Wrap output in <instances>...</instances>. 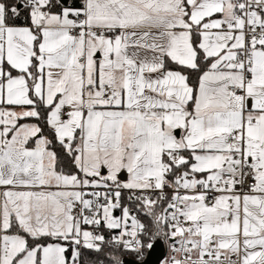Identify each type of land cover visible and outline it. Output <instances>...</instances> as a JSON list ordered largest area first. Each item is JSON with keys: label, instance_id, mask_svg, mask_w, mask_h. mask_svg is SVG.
<instances>
[{"label": "snow or ice", "instance_id": "6c2138e0", "mask_svg": "<svg viewBox=\"0 0 264 264\" xmlns=\"http://www.w3.org/2000/svg\"><path fill=\"white\" fill-rule=\"evenodd\" d=\"M106 246L264 264V0H0V264Z\"/></svg>", "mask_w": 264, "mask_h": 264}, {"label": "trees", "instance_id": "16d2710c", "mask_svg": "<svg viewBox=\"0 0 264 264\" xmlns=\"http://www.w3.org/2000/svg\"><path fill=\"white\" fill-rule=\"evenodd\" d=\"M72 2V0H70V3ZM194 78V77H193ZM45 134H48V130L45 129ZM57 151H59V148H57ZM67 170V169H66ZM132 207H135V204H132ZM107 234L109 235V233L107 232ZM65 243V242H62ZM69 251H71V248H69ZM110 251H114V249H112L110 246H106L103 250L102 253L97 254V253H92V252H88L86 253L84 259L86 261H96V260H103L104 264H107V260H106V254Z\"/></svg>", "mask_w": 264, "mask_h": 264}, {"label": "built area", "instance_id": "2783aa9c", "mask_svg": "<svg viewBox=\"0 0 264 264\" xmlns=\"http://www.w3.org/2000/svg\"><path fill=\"white\" fill-rule=\"evenodd\" d=\"M252 180L251 179H249L248 181H247V185H251L252 184ZM166 191H169L170 192V190H168V189H166ZM129 195H131V193L128 191V190H126L125 191V193H124V202L129 206V207H132V204L134 205V202L133 201H131V200H128V196ZM120 213H119V211H117L116 212V215H119ZM141 219H144V217H142L141 216ZM145 222H147V221H145ZM85 227V229L86 230H92L91 229V226H84ZM100 231L102 232V234L103 235H105V237H106V239L107 238H110V235H112V234H115V232L113 231V230H108V229H106V228H101L100 229ZM107 232L109 233V235L107 234ZM126 259H132V257H130V256H128V257H126Z\"/></svg>", "mask_w": 264, "mask_h": 264}, {"label": "water", "instance_id": "95a60500", "mask_svg": "<svg viewBox=\"0 0 264 264\" xmlns=\"http://www.w3.org/2000/svg\"><path fill=\"white\" fill-rule=\"evenodd\" d=\"M70 2V0H68V3ZM127 260H130V259H127Z\"/></svg>", "mask_w": 264, "mask_h": 264}, {"label": "crops", "instance_id": "0c3cea01", "mask_svg": "<svg viewBox=\"0 0 264 264\" xmlns=\"http://www.w3.org/2000/svg\"><path fill=\"white\" fill-rule=\"evenodd\" d=\"M69 3H70V2H69ZM122 175L126 176V174H122Z\"/></svg>", "mask_w": 264, "mask_h": 264}]
</instances>
